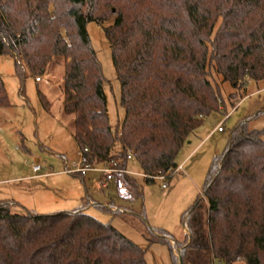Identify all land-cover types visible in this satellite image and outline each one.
I'll list each match as a JSON object with an SVG mask.
<instances>
[{
    "label": "trees",
    "instance_id": "obj_1",
    "mask_svg": "<svg viewBox=\"0 0 264 264\" xmlns=\"http://www.w3.org/2000/svg\"><path fill=\"white\" fill-rule=\"evenodd\" d=\"M111 18L103 31L124 109L116 126L86 28ZM0 55L13 59L20 95L27 75L37 78L53 57H64L63 111L74 115L79 151L97 165L113 159L124 168L131 152L144 174L165 173L189 135L219 111L211 62L238 93L248 80L264 79V0H0ZM8 105L0 77V107ZM260 115L264 109L237 120L213 156L201 194L180 215L182 241L143 221L148 246L165 245L172 264H264V128L249 127ZM127 181L141 196L137 180ZM17 204L0 200V264H146L145 249L86 212L91 205L111 212L87 189L72 210L17 213Z\"/></svg>",
    "mask_w": 264,
    "mask_h": 264
},
{
    "label": "rangeland",
    "instance_id": "obj_2",
    "mask_svg": "<svg viewBox=\"0 0 264 264\" xmlns=\"http://www.w3.org/2000/svg\"><path fill=\"white\" fill-rule=\"evenodd\" d=\"M112 21L113 18L99 25L89 22L86 28L91 46L102 63L109 123L116 126L123 118L124 109L119 104L120 83L111 59V48L103 31V26L112 24ZM220 21L219 19L215 28ZM61 32L65 37L64 29ZM65 62L64 57H53L46 72L39 75L41 81L36 82V77L27 75L24 93L20 95V82L14 74L13 59L8 55H0V77L10 101V105L0 107V200L16 201L18 204L12 206V211L17 213H24L28 209L40 214L72 210L81 206L84 187L80 179L61 172L79 159L80 152L73 139L74 115H67L63 111ZM252 67L249 64L248 73H251ZM208 70L209 80L218 91L219 111L222 110L223 113H211L191 135L181 149L177 163L182 162L189 150L194 151L183 163L181 170L168 178L166 189L160 186L161 182L158 180H153L150 184L144 183L135 161H131L130 170L138 172L134 178L140 184L142 194L137 198L134 188L128 195L111 190L107 196L99 191L98 180L88 183L89 192L97 199L93 198L94 202L101 203L105 200L101 205L111 212L102 211L95 205H91L86 212L102 222L110 221L135 245L145 249L146 264L172 263L165 245L153 243L148 246L144 222L163 228L182 241L185 229L180 215L201 194V184L213 156L224 150L229 131L237 120L264 109V80L252 82L254 80L250 79L242 93H238L228 81H223L222 75L216 73L214 62L210 63ZM249 81L251 82L248 83ZM40 93L46 97L48 108L43 106ZM230 110L231 115L224 117ZM249 122L251 129L264 128V115ZM221 125L224 127L223 132L217 131ZM32 164L42 166L39 173L51 172L52 175L33 178ZM91 174L99 179L98 173ZM186 175L192 178L191 183ZM200 202L206 210L208 202L202 195ZM137 212L142 213L139 215Z\"/></svg>",
    "mask_w": 264,
    "mask_h": 264
},
{
    "label": "built area",
    "instance_id": "obj_3",
    "mask_svg": "<svg viewBox=\"0 0 264 264\" xmlns=\"http://www.w3.org/2000/svg\"><path fill=\"white\" fill-rule=\"evenodd\" d=\"M36 81L40 80V77H37L35 79ZM218 131H223L224 127L221 125L217 128ZM87 151V148L83 150L85 153ZM128 160L132 161L133 157L131 155V152L127 154ZM79 159L75 162L70 163V165H67L63 172L66 174L76 173L80 174L82 176L87 175L88 172H97L102 175V189L109 190L114 189L118 194L121 195H128L133 191V188L130 186V184L127 181V177H134V175L138 174V172L130 171L128 168H124L120 166L119 162L116 160H110L107 163L103 165H97L94 162H90L88 158L84 156L82 152H79ZM181 166H176L175 168H170L166 170L165 173H155L150 174L149 176L144 174L143 172L140 173V175L143 178H151L153 180H158L161 182V187L163 189H166L168 186V178L171 174L174 172H177L178 170H181ZM31 169L34 173L39 172L41 169L40 164H32Z\"/></svg>",
    "mask_w": 264,
    "mask_h": 264
},
{
    "label": "crops",
    "instance_id": "obj_4",
    "mask_svg": "<svg viewBox=\"0 0 264 264\" xmlns=\"http://www.w3.org/2000/svg\"><path fill=\"white\" fill-rule=\"evenodd\" d=\"M262 80H264V79H262ZM38 81H41V80H38ZM258 81H260V80H258ZM258 81H252V82H258ZM37 82V81H36ZM251 81H249L248 83H250ZM245 98V97H244ZM220 113H223L222 112V110H220L219 111ZM231 113H232V111L230 110L229 111V113H227V115H225L224 117H228V116H230L231 115ZM207 118V117H206ZM197 129V128H196ZM196 131V130H195ZM194 131V132H195ZM218 131V130H217ZM224 131V130H223ZM223 131H219V132H223ZM193 132V133H194ZM193 133H191L190 135H189V137L187 138L188 140L190 139V137H191V135H193ZM187 140V141H188ZM187 141L185 142V144L184 145H186L187 144ZM188 143H191V141H189ZM183 145V146H184ZM196 146H198V145H196ZM183 148V147H182ZM181 148V149H182ZM196 149V148H195ZM78 150H79V148H78ZM194 151V149L193 150H189L187 153H185V156H184V159L182 160V162L180 163V164H178L177 163V166H181L182 165V167H183V163L185 162V161H187L188 160V158L191 156V154H192V152ZM180 152H181V150H180ZM179 152V153H180ZM179 153H178V156H179ZM178 158V157H177ZM74 160V159H73ZM176 162H177V160H176ZM131 161L129 162V164H128V169L130 170V165H131ZM41 169H42V166H41ZM41 169L39 170V172L41 171ZM31 171H32V169H31ZM131 171V170H130ZM39 172H37V173H34L33 171H32V175H33V178H39V177H41V176H51L52 174H51V172H42V173H39ZM63 174H66V173H64L63 172V170L61 171ZM141 172V171H140ZM91 173H97V172H92V171H90V172H88L87 173V175H85L84 176V181L82 182L81 180V183H82V185H83V187H84V194H85V192H86V189L89 191V189H88V183L89 184H91L90 182H92V181H94V180H98V189H99V191H101L102 193H104L105 195H107L108 196V194H110L111 193V190H114V189H109V190H106V189H102V183H101V180H102V175L100 174V173H98L100 176H99V179L97 178V176L96 177H94ZM69 175H71V174H69ZM186 178L188 179V181L191 183V177L190 176H187L186 175ZM200 178V177H199ZM200 181V180H199ZM198 181V182H199ZM116 191V190H115ZM90 193V192H89ZM91 194V193H90ZM84 196V195H83ZM82 196V197H83ZM91 196L94 198V196L91 194ZM191 197V196H190ZM95 200H97L96 198H94ZM105 200H103V202H101L100 204H103V203H105L104 202ZM98 202V201H97ZM81 204H82V198H81ZM191 205V204H190ZM90 209V208H89ZM92 215V214H91ZM216 264H220L219 262L218 263H216Z\"/></svg>",
    "mask_w": 264,
    "mask_h": 264
}]
</instances>
